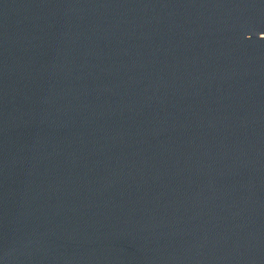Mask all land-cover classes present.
Listing matches in <instances>:
<instances>
[{
	"label": "water",
	"instance_id": "1",
	"mask_svg": "<svg viewBox=\"0 0 264 264\" xmlns=\"http://www.w3.org/2000/svg\"><path fill=\"white\" fill-rule=\"evenodd\" d=\"M0 264H264V0H0Z\"/></svg>",
	"mask_w": 264,
	"mask_h": 264
}]
</instances>
